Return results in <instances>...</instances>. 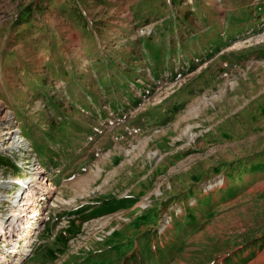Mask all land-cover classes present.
Segmentation results:
<instances>
[{
	"label": "rangeland",
	"instance_id": "obj_1",
	"mask_svg": "<svg viewBox=\"0 0 264 264\" xmlns=\"http://www.w3.org/2000/svg\"><path fill=\"white\" fill-rule=\"evenodd\" d=\"M0 105L52 188L23 264H264V0H0Z\"/></svg>",
	"mask_w": 264,
	"mask_h": 264
},
{
	"label": "bare ground",
	"instance_id": "obj_2",
	"mask_svg": "<svg viewBox=\"0 0 264 264\" xmlns=\"http://www.w3.org/2000/svg\"><path fill=\"white\" fill-rule=\"evenodd\" d=\"M2 110H3V107L0 105V111ZM0 114H1L0 115V127L2 129L1 136H0L2 137L0 140V150L6 151L9 148V146H11L13 150H17L21 148L24 144H23V141L18 139L17 135H19V129H17L16 126H12V118L10 116V113L3 112V114L2 113ZM40 178L41 176H39V173L35 172L29 179L25 180L24 185L26 186L24 188V191L23 192L18 191L12 201L13 204L20 203L19 209L22 210L23 208L22 207L20 208V205L22 202V196L26 194L27 198H30L29 200L30 202L26 203L25 205L33 206L31 213L35 212V214L31 215L30 213L29 214L21 213L22 211L16 212V211H19V209H17L15 210L16 213H14V215L12 216V220H10L11 217L4 218L3 214L0 215V249H2L1 240L6 239L7 241H10L8 240L10 235H13L14 237L17 236L19 240L21 239L26 240V244H27L26 246L24 244H21V245L19 244V246L23 247L24 249H16L18 247V242L17 243L15 242V244H13L14 246L11 248V251L9 250L6 251V254H5L6 256L5 255L0 256V264H4V263L23 264L22 259L25 257L24 255L30 251L28 246L33 244L32 241L34 239V236H33L34 234L31 232V230H36L38 221L36 222L33 221L35 223V226H34V223L32 222H31V225L29 226H27L26 224H28L33 219H38V215H40V212H38V209H35V205L39 204L38 200L42 199V195H44V192L49 191V189H52L50 188V186H48V183H47L48 181L44 183V180L39 181ZM6 182L9 183L8 185L5 186L7 190H10V188L13 187V184L17 183L15 180H8ZM45 184L46 186H44ZM19 196L21 197V200H19ZM7 197L8 196L3 195L1 197V201L4 202L5 200H7L6 199ZM30 208L31 207H29V210ZM23 235L25 236L24 238H23ZM14 240L15 239L13 238L12 241ZM10 252L15 253V255H13L14 257L11 259L7 257V254H9Z\"/></svg>",
	"mask_w": 264,
	"mask_h": 264
},
{
	"label": "built area",
	"instance_id": "obj_3",
	"mask_svg": "<svg viewBox=\"0 0 264 264\" xmlns=\"http://www.w3.org/2000/svg\"><path fill=\"white\" fill-rule=\"evenodd\" d=\"M9 113L11 114V116H12V126H16V128L17 129H19V135H17L18 136V139L19 140H21V141H23V146L21 147V148H19V149H17V150H13L12 148H11V146H9V148L6 150V151H2V150H0V152L2 153V154H4L6 157H8V158H10V159H15L16 157L17 158H19L20 160V162H22V164L20 165L19 163H18V159H15L14 161L16 162V164L18 165V166H20V169H28V173H29V176H32L35 172L37 173H39V175L41 176V181L42 180H44V183L46 182V181H48L47 183H48V186H50V184H51V182H50V179H49V177L45 174V168H44V166H42V164H41V161L38 159V157L36 156L35 158H33L32 159V162L29 160L30 159V156H31V154L33 155L34 154V151H33V148H32V146H31V143L23 136V133H22V131H21V128H20V123H19V121H18V119H17V117H16V115L15 114H13L12 113V111H9ZM14 129V128H13ZM21 138V139H20ZM26 144V145H25ZM22 150H24L23 152L25 153L23 156H24V158H22L21 156H20V153L22 152ZM27 154V155H26ZM25 159H27V164H25V162H24V160ZM33 170V171H32ZM30 178V177H29ZM25 180H27V179H22V178H19V181H16L17 183H14V184H16L14 187H19V192H23L24 191V188H25V186L26 185H24V182H25ZM33 186V185H32ZM44 186H46V184L44 185ZM3 190L4 191H9V190H7V188H3ZM48 191H46V192H44V195L42 196V197H46L45 196V194L47 193ZM27 196H26V194H24L23 196H22V202H21V205H20V208L22 207L23 209L22 210H20L19 209V204L20 203H17V205L15 206V207H18V209H19V211L18 212H20V211H22L21 213H27V214H31V215H33V214H35V212L34 213H31V211H32V209H33V206H30V205H28V207H27V205H24L26 202H29L27 199ZM19 200H21V197L19 196ZM27 200V201H26ZM37 200V199H36ZM4 203H5V201L4 202H2V201H0V204H1V206H3L4 205ZM38 203L39 204H36L35 205V209H37V208H39L40 209V217L41 216H44L45 217V215H44V213H46V211L44 212V208L47 206V204H48V200H47V198H45L44 200H38ZM16 204V203H15ZM0 206V207H1ZM29 207H31L30 208V210H29ZM25 208V209H24ZM14 213H16L15 211H13V214ZM0 215H2V213H0ZM35 220V221H34ZM36 222L37 221V219H33L32 220V222ZM39 221V220H38ZM26 222V221H25ZM31 222V221H30ZM29 222V223H30ZM33 222V223H34ZM28 223V224H29ZM28 224H26V225H28ZM34 226H35V223H34ZM13 237V235H10L9 236V240L11 239Z\"/></svg>",
	"mask_w": 264,
	"mask_h": 264
}]
</instances>
